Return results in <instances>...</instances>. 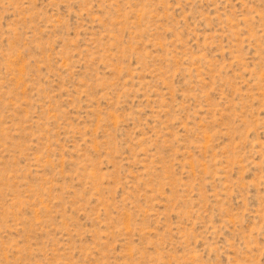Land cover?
I'll return each instance as SVG.
<instances>
[{"label":"rangeland","instance_id":"rangeland-1","mask_svg":"<svg viewBox=\"0 0 264 264\" xmlns=\"http://www.w3.org/2000/svg\"><path fill=\"white\" fill-rule=\"evenodd\" d=\"M0 264H264V0H0Z\"/></svg>","mask_w":264,"mask_h":264}]
</instances>
